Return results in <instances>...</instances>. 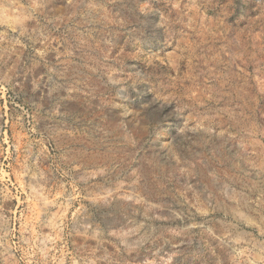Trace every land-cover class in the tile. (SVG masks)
Wrapping results in <instances>:
<instances>
[{
    "label": "rangeland",
    "instance_id": "1",
    "mask_svg": "<svg viewBox=\"0 0 264 264\" xmlns=\"http://www.w3.org/2000/svg\"><path fill=\"white\" fill-rule=\"evenodd\" d=\"M0 264H264V0H0Z\"/></svg>",
    "mask_w": 264,
    "mask_h": 264
}]
</instances>
